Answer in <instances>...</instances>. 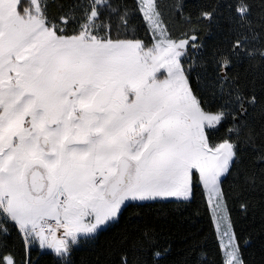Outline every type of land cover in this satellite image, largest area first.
<instances>
[{"label":"snow or ice","instance_id":"1","mask_svg":"<svg viewBox=\"0 0 264 264\" xmlns=\"http://www.w3.org/2000/svg\"><path fill=\"white\" fill-rule=\"evenodd\" d=\"M186 2L0 0V264H264V0Z\"/></svg>","mask_w":264,"mask_h":264},{"label":"trees","instance_id":"2","mask_svg":"<svg viewBox=\"0 0 264 264\" xmlns=\"http://www.w3.org/2000/svg\"><path fill=\"white\" fill-rule=\"evenodd\" d=\"M169 0H162V3H168ZM205 2V0H187L186 7L195 11L197 7ZM211 3L213 0H207ZM129 6L132 5V0H127ZM134 23L139 27V30L143 32V27L139 19H136ZM257 74L259 69L256 70ZM127 215V213H126ZM145 219H150L158 228H160L165 234L169 236L171 240L175 242L174 247L180 248L179 241L182 236L188 232L202 230V233L208 236L207 246L210 249L215 248V231L211 218V211L206 203V199L202 200L198 195L196 200L190 205H176V204H154L150 207H146L144 213H141ZM251 212H249L247 218L238 210L233 211V218L237 220V231L241 227L246 226L251 219ZM257 226L259 224V214H257ZM136 222L135 220L133 221ZM101 241L105 239V236H101ZM250 251V250H249ZM247 254V253H246ZM34 258L36 253H33ZM84 258L90 260L92 258L91 253L85 249L77 253V260ZM39 264H51V260L46 255L39 257Z\"/></svg>","mask_w":264,"mask_h":264},{"label":"rangeland","instance_id":"3","mask_svg":"<svg viewBox=\"0 0 264 264\" xmlns=\"http://www.w3.org/2000/svg\"><path fill=\"white\" fill-rule=\"evenodd\" d=\"M211 211V210H210Z\"/></svg>","mask_w":264,"mask_h":264}]
</instances>
